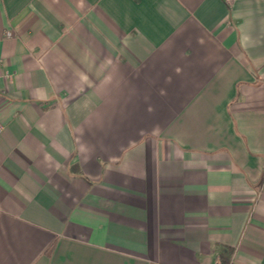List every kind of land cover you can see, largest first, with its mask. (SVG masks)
I'll return each instance as SVG.
<instances>
[{
    "label": "crops",
    "instance_id": "1",
    "mask_svg": "<svg viewBox=\"0 0 264 264\" xmlns=\"http://www.w3.org/2000/svg\"><path fill=\"white\" fill-rule=\"evenodd\" d=\"M0 264H264V0H0Z\"/></svg>",
    "mask_w": 264,
    "mask_h": 264
},
{
    "label": "built area",
    "instance_id": "2",
    "mask_svg": "<svg viewBox=\"0 0 264 264\" xmlns=\"http://www.w3.org/2000/svg\"><path fill=\"white\" fill-rule=\"evenodd\" d=\"M0 129H1V125H0ZM216 264H232V263H230V262H223V261H221V260H217L216 261Z\"/></svg>",
    "mask_w": 264,
    "mask_h": 264
}]
</instances>
